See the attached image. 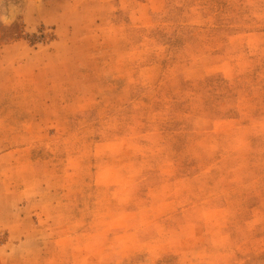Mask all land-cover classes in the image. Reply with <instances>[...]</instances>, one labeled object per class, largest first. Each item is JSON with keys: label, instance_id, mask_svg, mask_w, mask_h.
Returning <instances> with one entry per match:
<instances>
[{"label": "rangeland", "instance_id": "1", "mask_svg": "<svg viewBox=\"0 0 264 264\" xmlns=\"http://www.w3.org/2000/svg\"><path fill=\"white\" fill-rule=\"evenodd\" d=\"M0 264H264V0H0Z\"/></svg>", "mask_w": 264, "mask_h": 264}]
</instances>
